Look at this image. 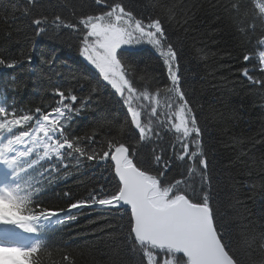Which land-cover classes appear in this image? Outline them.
Returning a JSON list of instances; mask_svg holds the SVG:
<instances>
[{"label": "trees", "instance_id": "16d2710c", "mask_svg": "<svg viewBox=\"0 0 264 264\" xmlns=\"http://www.w3.org/2000/svg\"><path fill=\"white\" fill-rule=\"evenodd\" d=\"M116 2L145 21L161 12L160 5L171 9L174 20L171 24L165 20L164 27L177 51L182 90L195 110L202 132L200 148L208 162L217 223L233 237V246L239 248L243 264H260L264 260V251L258 247L264 233V85L255 81H264L256 59L263 50L258 41L264 39V22L256 8V3L262 1L108 0L109 5ZM233 3L241 6L238 15L230 7ZM101 7L94 0H35L34 4L28 0H0V58L17 62L14 68L0 65V105L10 113H31L35 117L37 108L50 113L59 106L55 90L71 93L77 97L73 107L79 113L68 115L65 134L82 138L79 143L87 152L107 150L109 140L124 142L135 153L134 161L147 168L155 151L171 164L166 181L183 177L198 189L200 177L195 173L189 176L187 170L193 163L199 168L198 158L177 159L184 140L170 122L182 103L177 96L161 91L154 99L136 101L138 109L144 105L142 122L151 120L153 132L160 133L138 144L139 132L135 128L134 138L120 131L127 116L123 100L79 55L82 37L70 29L51 28L35 35L34 18L47 16L51 20L59 15L75 22L82 15L97 13ZM253 22L255 31L251 30ZM145 45L134 46L141 53L135 61V82L143 90L139 75L145 74L152 78L151 91L155 93L156 87L163 88L170 81L160 54L152 46L149 47L154 52L141 49ZM246 55L250 57L248 61L244 60ZM244 70L252 82L242 76ZM153 107L156 116L151 114ZM31 123L34 125L35 120ZM22 130L14 132L19 134ZM89 136L94 139L88 140ZM192 137L190 152L195 150ZM30 146L17 147L26 150ZM43 151L42 147L37 148L25 158L36 163L30 169L25 165L27 171L19 180L22 187L33 186L34 204L63 210L50 222L41 221V232L27 244L36 239L45 244L36 256L39 264H139L142 253L134 252L127 239V210L96 205L72 209L74 219L68 218L71 203L86 200L94 192L108 195L115 191L110 160L88 161L78 154L40 160ZM156 167L153 163L152 168ZM244 234L256 237L257 242L245 246L240 242Z\"/></svg>", "mask_w": 264, "mask_h": 264}, {"label": "snow or ice", "instance_id": "6c2138e0", "mask_svg": "<svg viewBox=\"0 0 264 264\" xmlns=\"http://www.w3.org/2000/svg\"><path fill=\"white\" fill-rule=\"evenodd\" d=\"M94 2L103 7L95 14L80 16L75 22L67 21L59 15L51 20L47 16L32 19V24L36 26L35 35L40 36L51 28L70 29L82 37L79 41V55L123 100L127 116L120 131L134 138L132 129L135 128L139 132L138 144L150 141L153 135L159 136L160 133L153 132L151 120L147 124L142 122L144 105L141 104L138 109L136 101L141 98L154 99L161 91L177 96L182 102L179 104V112L175 113L177 121H170L175 132L182 133L184 137L181 144L183 151L177 155V159L183 161L187 156L189 161H195L198 158L199 168L193 163L187 170L189 176L195 173L200 177V186L197 189L183 177L166 181L164 177L171 164L155 151L147 168L134 161L135 153L124 142L109 140L107 150L87 152L79 143L82 138H71L65 134L64 122L68 115L79 113V109L73 107L77 97L57 89L55 95L59 97V106L50 113H43L37 108L35 117L31 113L17 115L0 105V225L14 226L24 233L36 235L41 232V221L50 222L53 217L61 215L63 210L46 209L34 204L36 192L33 186L29 184L22 187L19 183L21 174L27 171L24 166L28 165L30 169L36 163H30L25 158L42 147L44 151L39 156L40 160L51 159L53 156L61 159L73 154L86 157L88 161L111 160L115 191L108 195L94 192L86 200L71 203L68 218L74 219L72 209L98 205L112 210L127 206V210H130L127 239L134 252L142 253L143 259L139 264H243L238 255L239 248H234L233 237L226 234L217 223L212 207L208 162L200 148L199 137L202 132L195 110L182 90L177 51L169 41L164 27L165 20L170 24L174 20L171 9L166 10V5H160L161 12L145 21L119 2L111 5L108 0ZM28 3L34 4L35 0H28ZM230 7L235 14L240 13L239 3H233ZM256 8L260 20L264 22V3H256ZM251 30L255 31L254 22ZM145 40L160 54L170 81L163 88L156 87L155 93L151 91L152 78L145 74L139 75V80L144 83L143 90L135 82L138 73L135 61L141 53L134 45L144 43ZM258 44L264 45V39L259 40ZM31 59L29 55V63ZM249 59V56H244L245 61ZM259 62L264 70V50L259 52ZM16 63L0 58V65L7 68L16 67ZM243 75L249 76L247 70H244ZM255 82L264 85V81ZM65 101H71V104ZM151 114L158 115L155 107L151 109ZM33 120L34 125L31 123ZM14 129L24 130L15 134ZM192 134L195 136L192 137ZM190 137L195 146L191 152ZM87 139L93 140L94 136ZM28 144L31 146L26 150L17 147ZM153 163L156 168H152ZM153 171L155 175L151 174ZM16 239L15 232L8 229L0 231V264H39L36 256L45 244L40 239L27 246L9 243ZM240 242L251 247L257 241L256 237L244 234ZM258 247L264 251V233L259 237ZM260 264H264V260Z\"/></svg>", "mask_w": 264, "mask_h": 264}, {"label": "rangeland", "instance_id": "374dc122", "mask_svg": "<svg viewBox=\"0 0 264 264\" xmlns=\"http://www.w3.org/2000/svg\"><path fill=\"white\" fill-rule=\"evenodd\" d=\"M83 59V58H82ZM84 60V59H83ZM85 61V60H84ZM86 63H87V61H85ZM88 64V63H87ZM89 65V64H88ZM89 66H91V65H89ZM92 67V66H91ZM262 68V67H261ZM20 232H21V230L20 229H18L17 230V236L19 237V238H17L18 240H21V241H24L25 240V236H21V234H20Z\"/></svg>", "mask_w": 264, "mask_h": 264}, {"label": "water", "instance_id": "95a60500", "mask_svg": "<svg viewBox=\"0 0 264 264\" xmlns=\"http://www.w3.org/2000/svg\"><path fill=\"white\" fill-rule=\"evenodd\" d=\"M110 162H111V160H110ZM111 165H112V162H111ZM113 175H114V172H113ZM122 208L127 210V206H123ZM127 211L129 212V215H130V210H127Z\"/></svg>", "mask_w": 264, "mask_h": 264}, {"label": "bare ground", "instance_id": "6f19581e", "mask_svg": "<svg viewBox=\"0 0 264 264\" xmlns=\"http://www.w3.org/2000/svg\"><path fill=\"white\" fill-rule=\"evenodd\" d=\"M23 232V231H22Z\"/></svg>", "mask_w": 264, "mask_h": 264}]
</instances>
